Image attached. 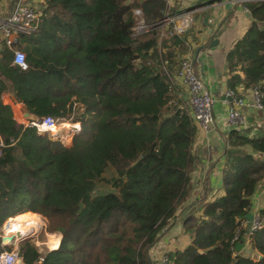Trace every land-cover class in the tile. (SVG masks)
<instances>
[{
	"label": "trees",
	"instance_id": "obj_1",
	"mask_svg": "<svg viewBox=\"0 0 264 264\" xmlns=\"http://www.w3.org/2000/svg\"><path fill=\"white\" fill-rule=\"evenodd\" d=\"M242 5L251 23L225 53L226 88L264 98V0ZM133 8L149 32L143 38L133 34ZM178 10L177 0H45L34 31L16 38L27 68L0 52V95L6 78L30 120L79 123L67 145L16 124L0 99V225L16 214L14 224L32 231L36 213L61 233L59 244V233L48 235L54 246L44 253L20 242L22 264H158L149 250L192 190L196 127L175 82L186 34L157 27ZM224 141L220 192L206 199L204 178L182 223L189 242L163 252L168 264H264V222L247 236L244 256L232 249L264 181V127L229 129ZM106 167L113 189L94 194ZM254 212L264 220V205Z\"/></svg>",
	"mask_w": 264,
	"mask_h": 264
},
{
	"label": "crops",
	"instance_id": "obj_2",
	"mask_svg": "<svg viewBox=\"0 0 264 264\" xmlns=\"http://www.w3.org/2000/svg\"><path fill=\"white\" fill-rule=\"evenodd\" d=\"M12 1L13 0H0V18L8 12ZM242 1L243 0H238L229 13L227 9L223 8L220 0L207 4L204 3V0H177V4L183 5L184 7L187 6V8L193 10V25L191 29L184 34H186L187 51L192 60L193 71L204 81L207 90L214 100L211 107L213 125L209 131H204L194 122L196 131L191 143V153L194 156V162L190 172L192 190L185 198L184 203H182L183 206L187 207V211L184 215L179 217L180 220L171 221L168 228L158 236L157 245L149 250L150 256L156 259L160 253L181 248L189 242V237L181 233L182 223L189 208L194 204L197 205L200 194L204 192V178L206 177L207 185L209 186L206 199L220 192V153L225 147L224 134L230 129L222 120L226 107L223 103L224 91L227 89L226 76L224 75V56L235 41L241 38L251 23L250 15L248 13V16H246L247 10L242 5ZM225 16L226 18L221 23ZM259 27L264 30V20L259 23ZM212 39H216L217 41L214 46H203V44H209ZM1 44L2 40L0 36V52L4 49ZM199 47H202L201 54L197 56L195 53L196 49ZM3 79L7 86V90L0 95L2 103L10 107L12 118L16 124H26L30 121V118H32L31 115L20 102L16 101L10 88V83L6 78ZM175 82L176 86L181 91L183 101L186 100L187 90L183 83L178 79H175ZM242 98L247 102L252 100L251 92L247 89L243 93ZM241 110L245 114V118L249 125L257 124L264 127V110L258 111L244 106ZM250 132H254V128H252ZM263 204L264 181L256 188L251 196V206L253 209H257ZM25 226L27 225L14 224L11 232L15 234L18 232L22 235L26 234L20 230L14 229L15 227H22L27 232ZM16 235L20 236L18 234ZM53 246L54 242L51 248H53ZM242 251L246 254L247 241Z\"/></svg>",
	"mask_w": 264,
	"mask_h": 264
},
{
	"label": "built area",
	"instance_id": "obj_3",
	"mask_svg": "<svg viewBox=\"0 0 264 264\" xmlns=\"http://www.w3.org/2000/svg\"><path fill=\"white\" fill-rule=\"evenodd\" d=\"M165 3L169 5L171 0H165ZM44 6L45 0H13L8 12L0 18L2 47L11 51V64L23 68L17 62L18 54H23L24 56L22 50L15 48L17 35L18 33L29 34L34 31L38 22V17ZM131 12L135 19V25L132 30H135L134 32L139 34L145 30V25L141 18V12L138 8H133ZM193 22V10L185 7L163 17L158 22L157 27L166 30L168 34L181 35L191 29ZM175 73L176 78L183 83L187 90L186 102L190 108L191 119L204 131H209L213 125L211 107L214 100L207 90L204 81L194 73L192 60L187 50L178 59ZM249 91L252 94V100H249L248 102L244 101L243 98H237L228 89L224 91L223 103L226 107L222 120L228 128L244 129L248 126L245 114L241 110L243 106L258 111L264 110L263 94L257 90ZM23 126H31L39 134L43 133L51 137H58V119L51 116H44L39 119L30 120L26 124H23ZM76 129L78 130L77 127H74L73 131H76ZM58 139L60 140L59 137ZM2 146L3 143L0 138V151ZM15 215L16 214L7 216L0 226V264H22V261H18L19 258H21L17 252L18 244L26 239H33L43 226V223L40 221L39 226L35 230L23 235L20 234L18 239L17 236H14L9 242H3L2 236L5 234V231L10 233L9 231H11L12 226L14 225L12 217ZM254 217L257 218V221L252 224L251 231L259 228L261 223L264 222L263 219L260 220L257 217L255 212ZM6 247L9 248L7 249ZM156 261L158 264H168V259L165 253H160Z\"/></svg>",
	"mask_w": 264,
	"mask_h": 264
},
{
	"label": "rangeland",
	"instance_id": "obj_4",
	"mask_svg": "<svg viewBox=\"0 0 264 264\" xmlns=\"http://www.w3.org/2000/svg\"><path fill=\"white\" fill-rule=\"evenodd\" d=\"M177 6L179 7L180 10H181V8L187 7V6L184 7L183 5H180V4H177ZM193 18H194V16H193ZM134 31L135 30H133V33L137 34ZM147 33H149V32H147ZM147 33L143 32V33L139 34L137 36V38L138 39L139 38H143V37H145V35ZM178 57H180V56L177 55L175 57V59H177ZM180 93H181V91H180ZM180 104L183 107L187 108L189 110V112H190V108H189V106H188V104H187V102L185 100L183 102H181ZM77 113H78V111L73 110L70 116L75 115ZM62 123H64L65 125H68V126L64 127L63 126L64 124L62 125ZM66 123H68V124H66ZM58 127H59V131L57 132V134H58L57 136L60 138V140L63 143H67L68 144V143H70V138H71V134H72V131H73V127H75V128L77 127L79 129V123L78 122H73L72 120H70V118L65 119V120L58 119ZM65 134H69V135L65 136ZM52 137H55V136H52ZM114 175L115 174L113 172V169L111 167H106L104 172L102 173L99 181L96 183V185H95V187L93 189V193L97 194V193H105V192L111 191L113 189L112 185H111V179H112V177H114ZM187 202H188V200H187ZM177 208H178V211L176 212L175 215H173L172 221L173 220H176V221L180 220L179 217H181V215H184L186 213V211H187V207L183 206L182 204L178 205ZM35 215L39 216L40 221L43 223V226H42L41 230L38 231V233L36 234V236L33 239H26V240L30 241V243L38 250V252L44 253L45 251L51 250L49 248V246L47 245V242L49 240L48 235L51 234V233H59V236H58V244H59V241L61 239V233L59 231H56V230L55 231H48L47 230V220L45 218H43L41 215H39V214L35 213ZM243 224H244V221L242 223V226H243ZM25 227L28 228L27 226H25ZM14 229L15 230H20L21 232H24V233H27L26 230L24 228H22V227H15ZM28 231H31V230L28 229ZM156 245H157V243H155L153 246H156ZM153 246L150 249H152Z\"/></svg>",
	"mask_w": 264,
	"mask_h": 264
},
{
	"label": "water",
	"instance_id": "obj_5",
	"mask_svg": "<svg viewBox=\"0 0 264 264\" xmlns=\"http://www.w3.org/2000/svg\"><path fill=\"white\" fill-rule=\"evenodd\" d=\"M234 2V4H233ZM238 2V0H220V3H222L223 8L227 9L229 11V13L231 12V9L234 8L233 5H235ZM246 16H248V12L246 13ZM226 18V16L222 19L221 23L223 22V20ZM220 23V24H221ZM216 39H212L209 44H203V46H209L212 47L216 44ZM201 49L202 47H199L196 49V55L199 56L201 54ZM74 128V127H73ZM242 219L244 221V225L242 227V231L241 234L238 238V240H236L233 245H232V249L234 252L239 253L240 255L244 256L245 252L242 251V248L246 242L247 236L250 234L251 232V226L252 224L257 221V218L254 217V209L251 207L245 214L242 215ZM3 241V240H2ZM4 242V241H3ZM260 257V256H258ZM18 261H22L21 258H19Z\"/></svg>",
	"mask_w": 264,
	"mask_h": 264
},
{
	"label": "bare ground",
	"instance_id": "obj_6",
	"mask_svg": "<svg viewBox=\"0 0 264 264\" xmlns=\"http://www.w3.org/2000/svg\"><path fill=\"white\" fill-rule=\"evenodd\" d=\"M66 124H68V123H66ZM63 125V124H62ZM64 127H67L68 125H63ZM71 126V125H70ZM69 128V127H68ZM71 130V129H70ZM66 135H69V134H65V136ZM35 223V227L37 228L38 226H39V221H38V219H37V222H34ZM28 229L29 228H27V232H28ZM10 233H7V231H5V234H3V236H2V240L4 241V242H9L10 240H11V238L12 237H14V236H17L16 234H18V235H20V233H13V232H11V231H9ZM30 232V231H29ZM28 232V233H29ZM18 237L19 236H17V239H18ZM50 249H53V248H50Z\"/></svg>",
	"mask_w": 264,
	"mask_h": 264
},
{
	"label": "clouds",
	"instance_id": "obj_7",
	"mask_svg": "<svg viewBox=\"0 0 264 264\" xmlns=\"http://www.w3.org/2000/svg\"><path fill=\"white\" fill-rule=\"evenodd\" d=\"M17 62L24 68H27V65L24 63V56L23 54L17 55ZM257 215V214H256ZM258 217V216H257ZM244 225V224H243ZM251 233V232H250Z\"/></svg>",
	"mask_w": 264,
	"mask_h": 264
}]
</instances>
